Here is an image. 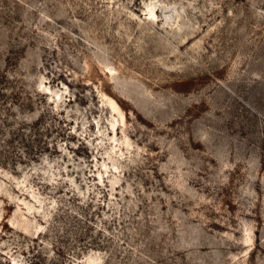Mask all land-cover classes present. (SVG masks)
<instances>
[{"label":"rangeland","instance_id":"obj_1","mask_svg":"<svg viewBox=\"0 0 264 264\" xmlns=\"http://www.w3.org/2000/svg\"><path fill=\"white\" fill-rule=\"evenodd\" d=\"M0 264H264V0H0Z\"/></svg>","mask_w":264,"mask_h":264}]
</instances>
